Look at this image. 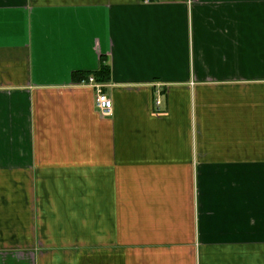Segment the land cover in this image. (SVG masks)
<instances>
[{
	"label": "crops",
	"instance_id": "crops-1",
	"mask_svg": "<svg viewBox=\"0 0 264 264\" xmlns=\"http://www.w3.org/2000/svg\"><path fill=\"white\" fill-rule=\"evenodd\" d=\"M0 264H264V0H0Z\"/></svg>",
	"mask_w": 264,
	"mask_h": 264
},
{
	"label": "built area",
	"instance_id": "built-area-1",
	"mask_svg": "<svg viewBox=\"0 0 264 264\" xmlns=\"http://www.w3.org/2000/svg\"><path fill=\"white\" fill-rule=\"evenodd\" d=\"M83 85L94 87L96 90L95 105L97 109L104 115L112 113L113 102L103 91V86L97 83L94 76H90L82 81ZM157 105H161L160 98L157 100Z\"/></svg>",
	"mask_w": 264,
	"mask_h": 264
},
{
	"label": "trees",
	"instance_id": "trees-1",
	"mask_svg": "<svg viewBox=\"0 0 264 264\" xmlns=\"http://www.w3.org/2000/svg\"><path fill=\"white\" fill-rule=\"evenodd\" d=\"M108 75H109V70L107 69L106 66L104 67L102 72L95 74L98 81H104V78H106Z\"/></svg>",
	"mask_w": 264,
	"mask_h": 264
}]
</instances>
